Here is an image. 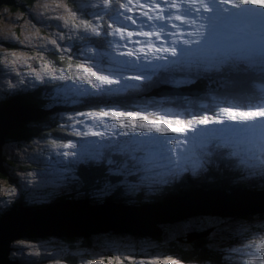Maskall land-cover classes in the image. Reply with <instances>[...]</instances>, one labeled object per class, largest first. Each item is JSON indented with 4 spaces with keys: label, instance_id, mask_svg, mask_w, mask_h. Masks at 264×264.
Returning <instances> with one entry per match:
<instances>
[{
    "label": "snow or ice",
    "instance_id": "6c2138e0",
    "mask_svg": "<svg viewBox=\"0 0 264 264\" xmlns=\"http://www.w3.org/2000/svg\"><path fill=\"white\" fill-rule=\"evenodd\" d=\"M20 7L28 34L21 41L5 32L0 46L35 37L38 52L0 58V160L15 165L5 173L13 187L0 199V264H237V237L264 236V3L46 0L36 10ZM0 18L19 22L7 8ZM157 89L181 102L185 115L121 109L106 99ZM81 103L93 106L62 107ZM59 199L114 202L120 218L142 230L59 243L14 235L31 222L12 214L18 204ZM258 243L259 258L246 264H264V238Z\"/></svg>",
    "mask_w": 264,
    "mask_h": 264
},
{
    "label": "water",
    "instance_id": "95a60500",
    "mask_svg": "<svg viewBox=\"0 0 264 264\" xmlns=\"http://www.w3.org/2000/svg\"><path fill=\"white\" fill-rule=\"evenodd\" d=\"M15 5L16 0H0V8ZM162 91V89H157L149 96L162 98L160 94ZM26 111L30 112L27 109ZM3 162V159L0 160L1 174L6 172ZM121 208L122 206L111 201L102 207H96L78 200H65L33 207H25L21 203L12 209V214L26 218L31 222L18 228L14 235L19 239L54 238L60 241L62 237H89L93 233L109 231H141L139 225L120 218ZM4 258L6 257L3 251H0V260Z\"/></svg>",
    "mask_w": 264,
    "mask_h": 264
},
{
    "label": "rangeland",
    "instance_id": "374dc122",
    "mask_svg": "<svg viewBox=\"0 0 264 264\" xmlns=\"http://www.w3.org/2000/svg\"><path fill=\"white\" fill-rule=\"evenodd\" d=\"M34 3H30L29 5L25 4V6H27V8L36 10L37 8H39V5L41 3L46 2V0H33ZM26 0H22L18 3L21 5H23L22 3H25ZM48 2H50V0H48ZM7 8V14L11 17H19V22L16 25H6L4 23L3 18H0V36H2L5 32L8 33L9 37H15L17 40H21L23 41V37L24 35H27L29 32V26L27 24H25L24 22L27 20V16H26V8L25 10L20 9L19 7L17 8H11V7H5ZM4 9V8H3ZM1 9V10H3ZM55 29H53L54 31ZM32 31H38L40 37H49V30L47 28H39L37 27L36 29H33ZM32 42L28 43V42H23V43H11L10 45L13 48H6L8 43H5V45L0 46V58L3 57V54L5 52L7 53H12L15 52L17 53V55H21V56H33V55H37L38 52V48L33 47V45L36 44V38L32 37ZM41 43H43V41H41ZM40 55H44L45 60L46 61H52L53 57L50 53H44V52H40ZM28 61H26L27 63ZM66 63V61H65ZM75 66V62L73 63V67ZM125 94V93H124ZM134 96H136L135 94H133ZM202 103V102H200ZM150 103L147 104H136L132 106L133 110H147V111H159L162 114H166V115H184L183 113L180 112H175L167 107H165L164 105L161 104V102L159 103V105H157L156 107L151 108L150 107ZM116 107V106H114ZM73 142L76 143H84V141H79L74 140ZM5 159L7 161H9L11 164L8 165V170L12 169L13 167H15L14 163L12 161H10L9 159H7L5 157ZM24 167V166H22ZM29 168H35L36 165H28ZM12 175L14 176V173H12ZM13 187V184L11 183V181L9 180V177L7 176L6 178H1L0 177V199H7V189ZM264 238V236H262L261 234L257 233L254 235H241L239 237H237V240L239 241L235 246L238 248H241V251L236 253L235 255L239 256V257H244V259H246V261L248 259H258L259 258V253L256 250L259 247V243L258 241ZM23 241H35V240H30V239H21ZM39 240V239H37ZM49 240H51L52 243H59V240H56L54 238H49ZM253 240L256 241V244L253 248H244L243 245L248 244L250 242H252ZM101 259H107L106 256H101L98 257Z\"/></svg>",
    "mask_w": 264,
    "mask_h": 264
},
{
    "label": "trees",
    "instance_id": "16d2710c",
    "mask_svg": "<svg viewBox=\"0 0 264 264\" xmlns=\"http://www.w3.org/2000/svg\"><path fill=\"white\" fill-rule=\"evenodd\" d=\"M26 2H27V5H29L30 3H34V1L33 0H26ZM23 4V3H22ZM21 5V4H20ZM20 5H19V8L20 9H25V7H20ZM3 45H5V43L3 44ZM6 48H13L9 43L7 44V46H6ZM133 94V93H132ZM128 95H130V94H128ZM114 98H117V97H108V98H106L107 99V102H108V104H110V103H113V101H111V99H114ZM123 98H126L124 101H122V102H120V103H115V104H111V106H122V107H124V108H126V107H128L130 104H128V103H131V99L129 98V97H123ZM137 98H139V99H142L141 97H137ZM136 98V99H137ZM144 98V97H143ZM82 99H86V98H82ZM143 100H145V99H143ZM154 100H156V99H154ZM157 101V100H156ZM167 102L169 103V105L168 106H171L173 109H175V110H183L184 111V105L181 103V102H179V101H177V102H175V104H173L172 102H169L168 100H167ZM200 102H202V103H207V101L206 100H203V101H199V103ZM233 103H236V101H233ZM93 105H91V104H87V105H85L84 103H81V104H77V105H73V104H66V105H63L62 107L64 108V109H68V110H71V109H74V108H76V109H79V110H83V111H87L88 109H89V107H92ZM101 106H104V105H101ZM71 139L72 140H77V138H75V137H71ZM4 163H6V164H11L9 161H7L5 158H4ZM0 177L1 178H4L5 177V175L4 174H1L0 173ZM59 200H62V199H59ZM20 204H18L17 206H19ZM46 239H49V238H46ZM236 262H237V264H246V259H244V257H239V256H237L236 255Z\"/></svg>",
    "mask_w": 264,
    "mask_h": 264
},
{
    "label": "clouds",
    "instance_id": "9594fccd",
    "mask_svg": "<svg viewBox=\"0 0 264 264\" xmlns=\"http://www.w3.org/2000/svg\"><path fill=\"white\" fill-rule=\"evenodd\" d=\"M20 1H22V0H18V3L20 2ZM17 3V0H16V5L15 6H13V7H11V8H17V7H19V5L21 4H18ZM25 4H27V2H25V3H23V5H25ZM7 7V6H6ZM3 8H5V7H1L0 8V10L1 9H3ZM23 9V8H22ZM23 10H25V9H23ZM143 99H145V100H143ZM143 99H137V100H135V101H132L131 103H128V104H130V106L128 107V108H130V109H132V106L133 105H136V104H147V103H149V100L150 99H156L157 101H160L161 102V104L162 105H164L165 107H167V108H169V109H171V110H175V109H173L171 106H168L169 104H167L166 102H167V99H162V98H157V97H154V96H146L145 98H143ZM151 105H150V107L151 108H153V107H156L157 105H159V103L157 104V103H150ZM109 106H111V105H109ZM127 108V109H128ZM121 109H126V108H124V107H122ZM193 110H195V109H193ZM3 160H4V158H3ZM3 165H4V167H5V170L7 171L8 170V165H10V164H6V163H4L3 162ZM22 167V166H21ZM28 167V166H27ZM6 173V172H5ZM4 178H6V177H4ZM63 200H65V199H62V200H59V201H63ZM68 200H70V199H68ZM53 203V202H52ZM50 204V203H49ZM18 207V206H17Z\"/></svg>",
    "mask_w": 264,
    "mask_h": 264
},
{
    "label": "bare ground",
    "instance_id": "6f19581e",
    "mask_svg": "<svg viewBox=\"0 0 264 264\" xmlns=\"http://www.w3.org/2000/svg\"><path fill=\"white\" fill-rule=\"evenodd\" d=\"M155 91V90H154ZM4 175H5V177H7L8 175H6L5 173H4ZM65 200H68V199H65ZM65 200H63V201H65Z\"/></svg>",
    "mask_w": 264,
    "mask_h": 264
}]
</instances>
